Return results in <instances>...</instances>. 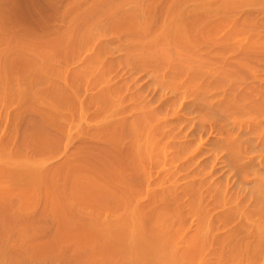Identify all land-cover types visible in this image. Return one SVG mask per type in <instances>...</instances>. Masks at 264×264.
<instances>
[{
	"label": "bare ground",
	"instance_id": "obj_1",
	"mask_svg": "<svg viewBox=\"0 0 264 264\" xmlns=\"http://www.w3.org/2000/svg\"><path fill=\"white\" fill-rule=\"evenodd\" d=\"M0 264H264V0H0Z\"/></svg>",
	"mask_w": 264,
	"mask_h": 264
}]
</instances>
